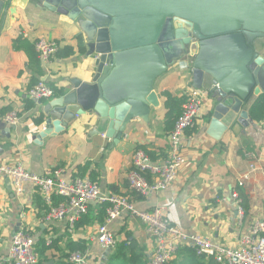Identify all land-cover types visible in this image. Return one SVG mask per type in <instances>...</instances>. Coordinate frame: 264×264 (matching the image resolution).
<instances>
[{"label":"crops","instance_id":"obj_1","mask_svg":"<svg viewBox=\"0 0 264 264\" xmlns=\"http://www.w3.org/2000/svg\"><path fill=\"white\" fill-rule=\"evenodd\" d=\"M12 7L15 12L10 26L4 31L0 28V164L21 161L37 174L61 168L66 179L85 169L81 176L91 179L92 174L102 192L124 194L138 210L165 205V214L173 224L228 246H237L241 236L250 232L252 223L264 218V102L253 107L264 96L263 87L258 94L252 93L243 106L248 125L234 121L225 126L213 118L215 100L206 76L201 87L204 94L200 115L182 138L185 163L169 188L143 197L130 189L126 177L133 152L139 146L145 147L154 152L155 161L167 155L169 131L162 92L168 90L179 96L193 87L192 57L173 62L155 79L158 106H151L147 121L136 117L128 122L119 140L114 142L104 132H96L97 119L87 113L76 115L62 130L56 131V126L50 134L39 137L36 133L42 130L46 104L72 91V80L91 83L94 57L87 55L83 34L66 16L32 5ZM21 32L27 33L30 42L44 36L60 44L49 62L41 61L40 75L29 69L26 53L13 48V40ZM194 51L191 47L190 53ZM262 75L264 79V69ZM40 80L60 92L49 99L32 100L27 91ZM29 102L32 105L27 107ZM12 110L19 114L16 125L2 119L4 112ZM254 110H258L257 117ZM251 164L255 170L250 171ZM248 172L249 178L239 186V179ZM241 200L247 204L244 213L243 209L239 211ZM101 207V202L92 201L84 218L69 232L65 219L42 220V198L32 184L25 183L21 194H16L10 179L0 174V257L8 254L14 232L22 227L34 243L44 239L47 245L52 244L46 251L49 260L45 264H59L75 245L84 246L91 264H108L110 254L95 237L106 219ZM108 227L116 238L117 249L128 253L133 249L149 260L154 243L141 220L123 212L108 222ZM178 249L174 257L179 256Z\"/></svg>","mask_w":264,"mask_h":264},{"label":"water","instance_id":"obj_2","mask_svg":"<svg viewBox=\"0 0 264 264\" xmlns=\"http://www.w3.org/2000/svg\"><path fill=\"white\" fill-rule=\"evenodd\" d=\"M13 4L66 16L94 57L91 83L72 80V91L46 104L39 137L87 113L96 132L119 140L132 119L148 120L159 104L155 79L185 56L194 88L209 77L213 118L225 126H247L243 106L264 88V0H0L3 31Z\"/></svg>","mask_w":264,"mask_h":264},{"label":"built area","instance_id":"obj_3","mask_svg":"<svg viewBox=\"0 0 264 264\" xmlns=\"http://www.w3.org/2000/svg\"><path fill=\"white\" fill-rule=\"evenodd\" d=\"M19 35L28 37L25 32ZM33 43L43 63L49 62L60 49L59 42L49 37H38ZM27 93L34 101L54 96L53 88L44 80L31 86ZM203 94L201 88L192 87L184 91L185 101L180 115L169 131L167 155L161 161L152 160L142 148L135 149L132 167L126 177L130 189L136 194L144 197L152 192L164 191L173 184L179 169L186 161L182 138L186 130L195 126L202 109ZM2 119L7 124L16 125L19 114L12 110L4 113ZM255 168L254 164L250 165V171ZM62 172L61 168H53L37 174L27 169L21 161L0 164V174L10 179L16 194H21L25 183L32 184L38 190L47 206L42 215L43 221L65 219L69 232L74 231L76 223L87 212L92 201L105 203L106 219L98 226L95 234L105 250L111 251L116 247V238L109 229L108 222L123 212H129L146 225L153 239L154 250L147 264H167L173 259L176 250L184 245L192 247L197 255L212 257L220 264H264V218L252 223L250 232L241 236L237 246H228L198 233L187 232L173 224L165 214V205L161 204L148 211L138 210L128 196L102 192L97 181L85 176L77 175L66 179ZM249 175L250 172L239 179V186L244 184ZM234 197L237 198L236 193ZM239 211L242 213L241 207ZM38 259L32 236L20 227L12 236L8 254L0 257V264H37ZM66 260L70 264H91L88 254L78 249L68 252Z\"/></svg>","mask_w":264,"mask_h":264},{"label":"trees","instance_id":"obj_4","mask_svg":"<svg viewBox=\"0 0 264 264\" xmlns=\"http://www.w3.org/2000/svg\"><path fill=\"white\" fill-rule=\"evenodd\" d=\"M13 48L15 50H22L26 53L27 58H28L29 69H31L32 71H34L36 74H39V75L42 73L41 60L38 56L37 51L35 50V46L33 42H30L27 38L18 36L13 40ZM51 87L54 90V95L60 92L59 90H57V88L53 86ZM162 95L164 97L163 106L166 111L165 112V126H166V130L170 131L171 128L173 127L175 120L180 115V112L182 110V104L185 101V97L184 95H179V96L174 95L168 90H164L162 92ZM263 102H264V96H261L260 99L257 101V103L253 105V107L258 108L259 104ZM257 104L258 106H256ZM31 105H32V102H29L27 107H30ZM254 111L253 113L257 117V115H259V113L257 112L258 110H254ZM141 148L146 151V153L151 159L153 160L156 159L154 152L146 149L145 147H141ZM85 172H86L85 169H82L80 171V174L78 175L84 174ZM89 176L92 180H94V177L92 174H90ZM238 196H240L239 192H238ZM240 206L243 209V213L247 211V204L244 200L240 201ZM42 207L43 209H47V206L45 205L43 200H42ZM105 208H106V204L102 203V207H101L102 214H105ZM86 213L81 216L78 222H80L84 218ZM78 222L76 224H78ZM34 247L39 257L37 264H45V262L49 260L48 255L46 254V251L52 247V244L47 245L44 239H40L34 243ZM75 249L84 251V246L75 245L71 247V250H75ZM129 253L126 252L125 249L123 248L117 249V246H116L115 249H113L110 252L108 264H147V258L145 255L136 253L135 250L133 249H131ZM67 254L64 257V260L60 261L59 264H70L66 260ZM176 254L177 255L179 254V256L175 255L176 257H173V259L170 260L167 264H220L216 262L212 257L206 258L205 256L197 255L194 249L190 246L180 247Z\"/></svg>","mask_w":264,"mask_h":264}]
</instances>
